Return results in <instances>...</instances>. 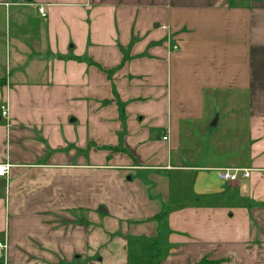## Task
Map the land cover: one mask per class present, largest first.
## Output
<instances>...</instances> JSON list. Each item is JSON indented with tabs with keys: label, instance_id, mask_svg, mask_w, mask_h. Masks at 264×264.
<instances>
[{
	"label": "crops",
	"instance_id": "crops-1",
	"mask_svg": "<svg viewBox=\"0 0 264 264\" xmlns=\"http://www.w3.org/2000/svg\"><path fill=\"white\" fill-rule=\"evenodd\" d=\"M4 163L0 264H264V0H0Z\"/></svg>",
	"mask_w": 264,
	"mask_h": 264
},
{
	"label": "built area",
	"instance_id": "built-area-1",
	"mask_svg": "<svg viewBox=\"0 0 264 264\" xmlns=\"http://www.w3.org/2000/svg\"><path fill=\"white\" fill-rule=\"evenodd\" d=\"M39 13L42 16H45V10L43 6L38 7ZM1 115L3 117H8L7 108L5 105L1 106ZM163 139H166V136H163ZM9 169V164L4 163L0 165V179H6L7 173ZM250 170L245 168H231V169H222L218 172V178L225 182H233L236 181L239 177L246 178L250 175ZM6 244L5 241L0 240V255H2V251L4 250ZM5 264H9L5 261Z\"/></svg>",
	"mask_w": 264,
	"mask_h": 264
},
{
	"label": "rangeland",
	"instance_id": "rangeland-1",
	"mask_svg": "<svg viewBox=\"0 0 264 264\" xmlns=\"http://www.w3.org/2000/svg\"><path fill=\"white\" fill-rule=\"evenodd\" d=\"M202 143L204 145V142H202ZM203 155H205V153H203ZM142 244H143V246H141L139 248H143L144 251L141 250L140 253L136 254V258H135V256H133V259L131 261V264H135L136 263V260H138L141 263L143 261V264H146V262L149 261L148 258H150V256L152 257V256H156L157 255L158 252H157V250H155V248L153 247V245H151L150 248L146 251V248H145L146 242H142ZM133 246H136V245H133ZM161 248L162 247H160V249ZM146 257H147V259H146ZM151 263H153V262H151Z\"/></svg>",
	"mask_w": 264,
	"mask_h": 264
},
{
	"label": "trees",
	"instance_id": "trees-1",
	"mask_svg": "<svg viewBox=\"0 0 264 264\" xmlns=\"http://www.w3.org/2000/svg\"><path fill=\"white\" fill-rule=\"evenodd\" d=\"M141 246H143L142 244L139 246V247H141ZM150 248V247H149ZM141 250H143L144 251V249L143 248H139V251H137V254L138 253H140L141 252ZM148 250V248H146V251ZM159 251H158V254H161L162 253V250L159 248L158 249ZM135 256V258H136V254L134 255ZM133 259V258H132ZM136 260V259H135ZM132 261V260H131ZM210 263V261H208L207 259H205V258H202L201 260H199L198 262H195V263H193V264H209ZM135 264H143V261H142V263L141 262H139L138 260H136V263Z\"/></svg>",
	"mask_w": 264,
	"mask_h": 264
},
{
	"label": "water",
	"instance_id": "water-1",
	"mask_svg": "<svg viewBox=\"0 0 264 264\" xmlns=\"http://www.w3.org/2000/svg\"><path fill=\"white\" fill-rule=\"evenodd\" d=\"M214 119H215V118H214ZM0 183H1V180H0ZM99 210H101V211H105L104 209H102V207H100Z\"/></svg>",
	"mask_w": 264,
	"mask_h": 264
}]
</instances>
